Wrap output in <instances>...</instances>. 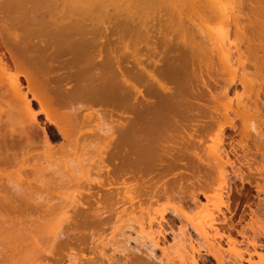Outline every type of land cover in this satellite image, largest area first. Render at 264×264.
<instances>
[{
    "label": "bare ground",
    "instance_id": "obj_1",
    "mask_svg": "<svg viewBox=\"0 0 264 264\" xmlns=\"http://www.w3.org/2000/svg\"><path fill=\"white\" fill-rule=\"evenodd\" d=\"M124 30L130 33L132 47L128 39L122 41ZM122 56L130 60H124L125 65ZM195 57L200 60L196 62ZM189 67L191 75L197 71L194 76L200 79V87L189 83ZM262 74L264 0H0V205H13L23 198L44 212L35 219L25 217L29 220L23 213L25 225L0 212V258L7 252L1 260L6 256V264L50 262L51 258L42 256L53 255L52 247L66 233L63 223L76 207L84 205L87 200L81 198L95 183L98 189L90 190L88 196L96 197V207L90 210L88 206V212H93L90 214L98 223H105V207L100 206L105 201L117 215L112 214L117 218L113 231L134 229L131 223H135V236L125 230L131 237L139 233L141 244L132 238L144 249L141 252L138 246H130V254L136 250L142 256L145 251L142 259L148 256L147 260L157 261L155 264H198V258L203 257L202 240L206 248L202 251L216 264H264L262 218L263 225L257 220L260 226L252 228L243 249L236 248L229 234L224 248L209 232L215 229L216 235L217 227L230 230L235 225L229 207L228 215L219 208L223 190L227 199L233 190L224 182L227 165L243 187L248 180L242 161L247 165L252 158L264 160V83L255 79ZM164 79L173 82L175 89ZM114 115H127L129 120L123 122ZM218 116L222 120L212 127ZM233 118L239 120V132L245 139L238 147L232 137L224 140L225 127L236 132ZM164 124L180 127L185 134L176 139L178 148L166 141L168 146L163 148L169 149L164 151L160 144L166 161L155 162L148 141L158 127H166ZM211 130L214 136L207 143L204 137ZM251 130L255 136L249 144L246 138ZM169 137L173 142L175 137ZM236 148L241 150V159ZM230 154L237 155L240 163L231 161L232 165ZM182 163L203 179L206 190L200 185L180 200L197 206L206 199L211 207L193 213L180 205L172 207L171 214L182 225L171 227L169 240L163 228L168 222L165 208L139 212L141 202H131L132 197H128L129 204L127 198L122 201L123 197L118 198L121 192L112 185L125 182L126 175L173 174ZM216 173L214 185L209 181ZM100 174L107 181L98 180ZM114 233L111 231V238ZM95 240L97 256L83 260L68 253L62 264L127 263V252L122 257L120 253L119 263L111 249L107 254L105 247L114 242L110 238ZM130 259L129 263L135 260Z\"/></svg>",
    "mask_w": 264,
    "mask_h": 264
},
{
    "label": "rangeland",
    "instance_id": "obj_2",
    "mask_svg": "<svg viewBox=\"0 0 264 264\" xmlns=\"http://www.w3.org/2000/svg\"><path fill=\"white\" fill-rule=\"evenodd\" d=\"M124 33H125V35H124ZM124 33H122V37L124 36V37H126V36H128L130 33H129V31H127L126 32V30H124ZM126 33H127V35H126ZM129 33V34H128ZM122 38V41H124V42H126L127 43V39L129 40H131V38H129L130 36H128V38L126 37V38ZM130 40H129V42L127 43L128 45H129V43H130V45H129V47H132V43L130 42ZM132 41V40H131ZM179 49H181V48H179ZM177 51H179V52H181V50H177ZM177 51H175V52H177ZM260 52V51H259ZM178 54V53H177ZM259 54H262V52L261 53H259ZM259 54H258V57H259ZM124 57L126 56V55H123ZM121 57L123 60V64L125 63V61L127 60L128 62L130 61L128 58H124V57ZM196 58V57H195ZM125 60V61H124ZM198 60H200V59H198V58H196L195 59V61L196 62H198ZM260 60H261V57H260ZM195 62V63H196ZM201 63V66H202V63L203 62H200ZM248 64V66H249V63H247ZM125 65V64H124ZM204 66V65H203ZM202 69V68H201ZM250 67H249V70H248V72H250ZM188 71H189V83H191L192 85H198L199 87H200V85L201 84H199V83H201V82H199L200 81V79L198 78V76L197 75H195L194 76V74H197V71L195 72V73H193L192 75H191V70H190V67H189V69H188ZM203 71H204V67H203ZM191 72V73H190ZM215 74L213 73V77L214 78H218V77H216V76H214ZM263 75V77H258V76H255V79L257 80L258 79V81L259 82H262V83H264V74H262ZM204 78H205V80L208 82V84L210 85V87H211V89L213 90H215L216 88L213 86V85H215L214 83H212V81H211V79L210 78H208L206 75H205V73H204ZM195 79V80H194ZM210 79V80H209ZM220 79H218V81H219ZM194 81H197V82H195L196 84H194ZM164 82H165V84L168 86V85H170L169 87H171L172 89H175V84L173 83V82H171V81H169V80H166V79H164ZM139 85V84H138ZM140 86V85H139ZM142 88L144 87V86H141ZM237 88L238 89H240V85L237 83ZM232 89H233V87L230 89V95H232ZM262 101V100H261ZM263 102V101H262ZM259 105H261V103L259 104ZM115 117H119L120 119H121V121H123V120H126L127 119V115L126 116H124V118H123V116L122 115H120V116H118V115H114ZM231 117L233 116V114L231 113V115H230ZM220 117V118H219ZM107 119H108V116L106 117ZM118 118V119H119ZM218 118L219 119H217L218 121H216L215 123H214V125L212 126V127H216V123H218L219 121H221L222 119V117L221 116H218ZM106 119V120H107ZM234 120V124H235V127H237V129H236V132H234L230 127H225V129H224V131L226 132H224L225 134H226V138L224 139L225 140V142H227V140L229 139V137L233 140V142H234V146L235 147H238L237 145H240L241 144V141L242 140H245L243 137H242V135L240 134V122H239V120L238 119H236V118H233ZM129 120V118L126 120V121H128ZM108 121V120H107ZM125 121V122H126ZM124 122V121H123ZM164 126H166L165 124H164ZM263 126V125H262ZM261 126V127H262ZM176 128V129H175ZM178 128H180V127H178ZM178 128L177 127H168V125L166 126V127H158V129L154 132V134L153 135H151V138L149 139V141H148V148L149 147H151V148H149L151 151L150 152H152L151 153V156H150V158L153 160V161H155V162H159L160 161V159L161 160H163V161H166V156L164 157L163 155H165V153H161L163 150L165 151V150H167V148L169 149V147H167L168 146V144L170 145V147H171V145L174 147V145H175V147H179L180 146V144H179V142H178V140H176V139H181L182 137V135H184L185 133H183L184 131H180V129L178 130ZM124 129V128H123ZM213 129H215V128H213ZM168 130L170 131V132H168ZM264 130V129H263ZM178 132V133H177ZM180 132H182V133H180ZM174 133H177V134H174ZM180 133V134H179ZM250 133H253L252 134V136H250ZM250 133L248 134V138H246L247 140V142L250 144V143H252V139L254 140V134H255V132L253 131L252 132V130L250 131ZM168 134H171L172 136H174L175 138H174V141L172 142L171 140H173V139H171L169 136H171V135H168ZM208 134V135H207ZM177 135H178V137L180 136V138H178L177 137ZM214 136V130H211V131H209L208 133H206V135H205V137L204 138H206L207 140H206V142L208 143V140L209 139H212V137ZM159 138V139H158ZM158 139V140H157ZM171 139V140H170ZM227 139V140H226ZM163 140V141H162ZM166 141H167V143L168 144H166ZM175 141H177V142H175ZM180 142H181V140H179ZM210 141V140H209ZM170 143H172V144H170ZM175 143H178V144H175ZM211 143V142H210ZM160 144L161 145H163V146H161L162 147V149H161V147H160ZM236 144V145H235ZM157 145L159 146V147H157ZM165 145H167L165 148H163ZM179 145V146H178ZM251 146V145H250ZM158 148V149H157ZM126 149V148H125ZM125 149H123V150H125ZM240 149L238 148V150H237V148H236V152L238 153H240V151H239ZM126 151V150H125ZM158 151V152H157ZM125 154H126V152H124ZM239 153H238V158H240L241 157V153H240V156H239ZM161 154V155H160ZM157 156V157H156ZM235 155H232V154H230V160H229V162H231V161H235V164L234 163H232V165L234 164V165H236V164H238V159H237V155L235 156L236 157V159H237V161H236V159H235V157H234ZM158 159V160H157ZM241 159V158H240ZM185 161L186 162H188L189 160H187V159H185ZM243 162H245V161H242V165H241V169H243V172H244V176H246L247 177V180H248V182L247 183H245L244 185H243V187H241L240 186V183L234 178V176L232 175V173L230 172V170H231V167L229 166V165H227V175H226V177H224L225 178V181L224 182H226L227 184H229V185H231V189H233L231 192H230V200L229 199H227V193H226V190L224 189L223 190V196H222V201H221V203L219 204V208H220V211L221 212H224L226 215H228V214H230L229 212H228V210L229 211H231L232 213V215H233V229H231L230 228V230H227L225 227H223V226H219V227H217L218 229H217V232H216V235L213 233V231H215V229H213V231L211 230V228H210V230H209V232H210V235L211 236H213L214 238H216V240H218L220 243H221V245H222V247H224V248H226L227 247V240H226V238H227V234H229L234 240H235V242H236V244H235V246H236V248H240V249H243L245 246H246V244H247V239H248V237H250L251 236V234H252V228H255V227H257V225H259L260 223L257 221V220H259L260 222H261V218H262V221H264L263 219H264V160L263 159H260V158H258V157H256V158H252V159H250L248 162H249V164H243ZM183 163H184V160H183ZM183 163H182V167L180 168V170H176L173 174H169V175H166V173H164V174H158L156 171L155 172H152V173H149V174H144V173H142V174H138L137 176H134V177H129L128 175H126V176H124L125 178V182H115L113 185H112V188H117V191L118 192H121V195H119V197L118 198H121V197H123L124 199L122 200V198H121V200L122 201H126V198H127V201H128V204H129V202H130V197H132V201L131 202H141L140 204H141V211H139V212H144V210H146V211H148V210H155V211H157V210H160L161 208L163 209V208H165L166 210H165V218H166V220H168V222H167V224H164V226H163V228H164V230H165V236H166V238L167 239H169L170 240V236H171V234H172V231L170 232V230H171V227H172V230L173 229H176L177 228V226L179 225V226H181L182 225V223H179L180 222V220H178V218H177V216H174V214L172 215L171 214V208L173 207H177L178 205H180L181 207H183L186 211H188V213L190 212V213H193L192 211H194V212H196V210L197 209H201V207H211V202L210 201H206V199L204 200V199H201V202L199 201V203H197V206L195 205V204H193V203H189V201L187 200V199H184L183 201L182 200H180L181 198H183V195L185 194H188L191 190L190 189H194L195 190V188H198L200 185H202V188H203V186H205L206 184H202L201 182V179L199 178L200 176L198 175H196V174H193V172L191 173V169H187V168H185L184 166H185V164L183 165ZM240 163V162H239ZM107 164H109V167L111 168H114L113 166H111L112 165V163H110V162H108ZM237 166H239V165H237ZM187 167V166H186ZM193 171V170H192ZM190 172V173H189ZM261 172H263V173H261ZM218 173V172H217ZM216 173V174H217ZM260 173H261V175H260ZM187 174V175H186ZM188 174H190V175H188ZM214 175L215 177H212V179L213 180H211V181H209V182H213L214 181V179L215 178H217V176H218V174L217 175ZM101 176H99V179L98 180H101L102 182H105V180H106V176H104V175H102V174H100ZM192 175H195V176H193V178L191 177ZM128 177H129V179H128ZM200 179V180H198V178ZM98 178V177H97ZM196 178V179H195ZM219 178V177H218ZM97 180V179H96ZM197 180V181H196ZM203 180V179H202ZM216 181L215 182H217L218 181V179H215ZM107 181V180H106ZM220 181V180H219ZM215 182H213V184L215 185V184H217V183H215ZM193 183V184H192ZM201 183V184H200ZM226 184V185H227ZM189 185V186H188ZM210 185V184H209ZM223 185H225V184H223ZM94 187H92V188H94V189H90L89 191L91 192V193H94L95 191V189L97 190L98 189V187H96V184L94 183V185H93ZM212 186V185H211ZM234 186H236L237 187V189H238V192H235V191H237V189L236 190H234ZM193 187V188H192ZM207 187V186H206ZM189 188V189H188ZM201 188V189H202ZM182 191V193H181V191ZM200 189V190H201ZM203 189H205V187L203 188ZM260 191H259V190ZM190 190V191H189ZM199 190V189H198ZM197 189H196V191H198ZM199 190V191H200ZM206 190V189H205ZM209 190H211V189H209ZM89 191H87L86 193H84L85 191H83V195L84 196H82L83 198H81V200L82 201H85V200H87V201H85V202H83L84 203V205L83 206H78L80 209H78L77 207L75 208V211H74V213H73V215L72 214H69V221H68V219L63 223V229L64 230H66L65 232V236L63 235L62 237H61V239L60 240H58L56 243H57V245H56V243L54 244V247H52L54 250H51L52 252H53V255H49L50 253H44V255L42 256V257H47V258H51V259H49V261L50 262H47L46 264H62L63 262V259H65L66 257V255L68 254V253H70V254H77V257H78V255H79V257L82 259L83 258V260L85 259V257H87V258H89V257H94V256H97V251H98V247H96L94 244H96V245H98V243H95L94 241H96L95 239H97L98 237H105L106 239L107 238H110L111 239V242H113L114 244H115V246L116 247H114V245H113V243H111V247H110V245H109V247L108 246H106L105 248H106V252H107V254H111L112 253V255L114 254V259H115V257H119L120 256V253H121V256L120 257H122L123 255V253L124 254H126V252H127V254L130 252V251H133V250H131L132 249V247H130V246H136V248H137V244H139V242L140 241H138V239H137V237L138 236H140V235H138L139 233H137V237H134L135 235H136V230H138V228H137V225L135 224V223H131L132 225L134 224V226H136V228H134V229H131V228H127V227H125V228H127V229H130V232H129V230L128 231H126L125 230V228L124 229H118V231L119 232H116V230L115 231H113V228H114V226H116V225H114L115 223H113L114 221H117L116 219V217H117V215L116 214H113V209L111 208L110 209V206L111 205H108V202H105V201H103L101 204H100V206L101 207H103L102 209H104V207H105V215H102L103 217L102 218H106V219H103L104 221H105V223L103 222L102 224L99 222H97V220H96V218L95 217H92L91 216V214L90 213H93L92 211L89 213L88 212V206H89V208H90V210H92V208H94V207H96V204H94V202H95V200H96V197L95 196H92V198H90L89 196H88V192ZM180 191V192H179ZM185 191V192H184ZM240 191V192H239ZM263 191V192H262ZM187 192V193H186ZM192 192V191H191ZM124 193H127V195L128 196H126L125 197V194ZM180 193V194H179ZM209 193L211 194L212 192H210L209 191ZM237 193V194H236ZM241 193V194H240ZM120 194V193H119ZM123 194H124V196H123ZM259 194V195H258ZM150 197H149V196ZM152 195V196H151ZM184 195V196H185ZM182 196V197H181ZM130 199H129V198ZM16 198H17V196H16ZM15 197H14V199H16ZM202 198V197H201ZM23 199V198H22ZM22 199H18V201H16V203H14L13 205H11V204H3V205H0V212H2V215L1 216H4L5 215V217H10L11 216V219H15V221L16 220H19V222H22L23 221V218H25V217H28V218H33L34 217V219L35 218H38V217H42L43 215H44V212H41L39 209H37L33 204H31V202H25V201H23ZM27 199V198H26ZM88 201L90 202L88 205H86V202L88 203ZM183 202V203H182ZM4 203V202H3ZM93 203V204H92ZM142 203H143V205H142ZM230 203V204H229ZM0 204H1V202H0ZM109 204H110V202H109ZM134 204V203H133ZM24 205H25V208H24ZM5 206V207H4ZM8 206V207H7ZM13 207V208H11V207ZM23 206V207H22ZM87 207V209H86V207ZM91 206V207H90ZM126 206H127V203H126ZM226 206H228L229 207V209L228 210H226ZM21 209H20V208ZM30 207V208H29ZM85 207V208H84ZM1 208H3V209H1ZM4 208L6 209V212L8 211V213L7 214H5V211H4ZM17 208V209H16ZM144 208V209H143ZM14 209H16V210H14ZM78 209V211L76 212V210ZM83 209H85V210H83ZM139 209V208H138ZM138 209H136V210H138ZM161 209V210H162ZM183 209V210H184ZM14 210V211H13ZM30 210V211H29ZM80 210V211H79ZM89 210V211H90ZM253 210V214H251L250 212ZM22 211H25V212H22ZM26 211H28L29 213H26ZM83 211H85L86 212V214L84 213L83 214ZM103 211V210H102ZM260 211V212H259ZM4 212V213H3ZM16 214H15V213ZM70 212V213H71ZM80 212V213H79ZM88 212V213H87ZM255 212V213H254ZM23 213H25V215L23 214ZM32 213V214H31ZM35 213V214H34ZM79 213V214H78ZM219 216H221L220 214H219V212H216ZM261 213V214H260ZM27 214V215H26ZM31 214V215H30ZM116 215V217L115 216H113V215ZM242 214V215H241ZM16 215V216H15ZM22 215H24V217L22 218ZM72 217H71V216ZM254 215V216H253ZM0 216V217H1ZM115 217V218H113V217ZM119 216V215H118ZM174 216V217H173ZM244 217L243 218V220H242V218L241 217ZM8 217V218H9ZM83 217V218H82ZM95 220H94V219ZM102 218H100L101 220H102ZM126 217H124V219H125ZM7 219V218H6ZM10 219V218H9ZM10 219V220H11ZM25 219H27V218H25ZM21 220V221H20ZM27 220H29V219H27ZM26 220V221H27ZM114 220V221H113ZM25 221V220H24ZM24 221H23V224H24ZM84 221V222H83ZM96 221V222H95ZM98 221H100L99 220V218H98ZM67 222V223H66ZM128 222H130V221H128ZM128 222L126 223V224H128ZM132 222V221H131ZM99 224H101V225H99ZM125 224V225H126ZM261 224H262V222H261ZM264 224V223H263ZM262 224V225H263ZM20 225V224H19ZM25 225V224H24ZM124 225V226H125ZM74 226H75V228H74ZM170 226V227H169ZM260 226V225H259ZM221 227L223 228V229H221ZM39 228H41V227H39ZM102 228V229H101ZM116 228V227H115ZM117 229V228H116ZM102 230H103V232H102ZM121 230V231H120ZM122 230H125L124 232H126V233H124V232H122ZM131 230H133V231H131ZM168 230V231H167ZM23 232V231H21V230H18V233H20V232ZM111 231L115 234H113V236L115 237H113V238H111L112 237V235H111ZM189 231H190V233H192L193 231L191 230V229H189ZM25 232V231H24ZM121 232H122V234H121ZM128 232L130 233V234H134V236H132V237H134V238H136V240H137V244L136 243H134L136 240L134 239V238H132L129 234H128ZM133 232V233H132ZM166 232H167V234H166ZM90 234V235H89ZM99 234V235H98ZM118 234V236H116ZM127 234V235H126ZM213 234V235H212ZM75 235V236H74ZM94 235V236H93ZM107 235H111L110 237H107ZM193 235H194V232H193V234H192V237H193ZM93 237V238H88V237ZM98 236V237H97ZM128 236H130V237H128ZM195 236V235H194ZM220 236V237H219ZM69 237V238H68ZM118 237V238H117ZM141 237V236H140ZM139 238V237H138ZM142 238V237H141ZM90 239H92L93 241H91L90 242ZM128 239H131V240H129L128 241ZM193 239H195V240H198L197 238H194L193 237ZM264 239V238H263ZM88 240H89V242H88ZM141 240V239H140ZM142 241H143V239H142ZM142 241L140 242V244L142 243ZM84 242H86V243H84ZM88 242V243H87ZM92 242H94V243H92ZM97 242V241H96ZM197 242V241H196ZM90 243H91V245H90ZM131 245H130V244ZM133 243H134V245H133ZM198 243V242H197ZM199 243H200V245H201V247H203L202 245H205V244H203V242H202V240L200 241L199 240ZM202 243V244H201ZM263 243H264V240H263ZM86 244H88V246L86 245ZM95 246H93V245ZM117 244V245H116ZM136 244V245H135ZM230 244V243H229ZM228 244V245H229ZM230 245H232V244H230ZM89 246H91V247H89ZM94 248H93V247ZM141 246V245H140ZM140 246H138L139 248V250L141 251V249L143 248L144 249V247H141V249H140ZM125 247H127L126 249H125ZM200 247V249H201V254H202V258L201 257H199L198 258V264H216L215 263V261H214V259L212 258V256H210V254H207V252H205V251H202V249H206L205 247H203V248H201ZM89 248H90V250H89ZM95 248H97V249H95ZM114 248H116V249H114ZM129 248H131L130 250H129ZM135 248V249H136ZM96 251H95V250ZM109 249H111L110 250V252H108L109 251ZM137 249V250H138ZM143 249H142V251L141 252H143ZM128 250V251H127ZM145 250H146V248H145ZM4 251V250H3ZM95 251V252H94ZM140 251L138 252V251H136L135 250V252H136V254H135V252L134 253H132V254H130L129 253V256H130V258L131 259H135V260H133V262H132V260L130 259V258H128V259H130L131 260V262L129 263L128 262V259L126 260L127 261V263L126 264H155V263H157V261L155 260L154 261V263L151 261V259H148L147 260V257L148 256H146V260L144 261L142 258H144V256H143V254L145 253V251H144V253L142 254V256L141 255H139L140 254ZM2 252V251H1ZM5 253H7L6 252V250L4 251ZM2 253V255H4L5 253ZM88 252V253H87ZM95 254H94V253ZM147 252V251H146ZM48 256H47V255ZM52 254V253H51ZM136 256L137 254V258L138 259H136L135 258V256ZM207 254V255H206ZM225 254V253H224ZM1 255V257L3 258V256ZM6 255H8V254H6ZM132 255V256H131ZM226 255V254H225ZM128 256V257H129ZM78 257V258H79ZM119 257V258H120ZM139 257L141 258V260L142 261H140V259H139ZM2 258H0V264H6L5 263V261L8 259V258H6V256H5V259H3V260H1ZM46 258V259H47ZM54 258V259H53ZM118 258V259H119ZM115 260V261H119L120 262V259L119 260ZM123 259V258H122ZM5 260V261H4ZM9 260V259H8ZM96 260V259H95ZM138 260V261H137ZM153 260V259H152ZM4 261V262H3ZM46 261V260H45ZM114 261V262H115ZM124 261V260H123ZM118 262L119 264H125L124 262ZM8 262V264H9V261H7ZM117 262H115V263H117ZM148 262V263H147ZM159 264V263H158Z\"/></svg>",
    "mask_w": 264,
    "mask_h": 264
}]
</instances>
